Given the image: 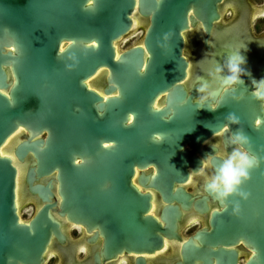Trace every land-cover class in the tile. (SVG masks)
Listing matches in <instances>:
<instances>
[{
  "label": "water",
  "instance_id": "1",
  "mask_svg": "<svg viewBox=\"0 0 264 264\" xmlns=\"http://www.w3.org/2000/svg\"><path fill=\"white\" fill-rule=\"evenodd\" d=\"M221 2L0 0V150L24 130L13 152L25 163L27 193L37 202L36 211L20 220L18 170L0 152V264H40L54 238L66 240L62 217L100 230L108 257L161 249L164 236L178 237L177 204L206 206L183 185L209 154L214 166L220 162L205 140L227 123L229 112L239 124L230 125L224 142L242 129L250 150L264 156V109L248 84L236 89L240 98L225 93L210 111L192 101V72L189 83H179L188 75V61H195L188 52V61L181 55L184 34L199 22L210 33ZM135 7L145 32L118 52L116 43L131 33ZM164 33L166 48L160 46ZM204 61L210 66L211 60ZM98 72L90 87L87 80ZM157 133L162 140L154 138ZM151 167V186L168 205L165 226L148 212L152 194L132 180L136 170ZM147 181L140 179L145 187ZM241 189L247 199L232 195L227 209L218 201L222 208L213 211L211 228L193 236L213 248L189 245V254L215 253L220 264H238L237 251L224 247L244 242L253 251L245 264H264V161Z\"/></svg>",
  "mask_w": 264,
  "mask_h": 264
},
{
  "label": "flooded vegetation",
  "instance_id": "2",
  "mask_svg": "<svg viewBox=\"0 0 264 264\" xmlns=\"http://www.w3.org/2000/svg\"><path fill=\"white\" fill-rule=\"evenodd\" d=\"M219 8L220 18L214 22L210 33H207L203 24L199 22L195 27L187 31L186 35L184 34L187 38V43H185L186 49L195 57V61L191 63L189 79L191 72L190 81L195 79L194 74L200 72V70L206 71L210 67L207 64L209 61L204 60H212L214 58L223 61L228 51L241 44H247V49H242L241 51L247 58L245 67L250 71L251 76H244L243 79L244 85L248 84V88L251 90V79L264 77V0H222ZM132 18L133 21L134 19L138 21L137 25L134 28L132 27L133 30L141 26L144 27V21L139 16L137 8L133 12ZM144 30L142 28L141 32L144 33ZM116 48H119V43ZM203 57L204 59L201 60ZM189 61L192 62V60ZM197 61H200V63H197ZM95 79L96 77H93L90 79V82H95ZM186 83H189V81ZM19 129L24 133L22 128ZM19 136L9 145L5 143L1 149V153L3 151L2 154L13 157L18 170V163L24 169L22 178L17 173L16 187L18 212L21 220L24 221L26 219L22 217V210L26 206H30L29 209L31 208L34 213L37 208V202L32 198L30 193H27L25 163L20 162L13 152L14 144ZM216 140L224 142L222 136L212 137L209 143H214ZM209 143H206V145H210ZM213 171L214 165L210 161L208 166L204 168L203 174L193 172L191 182H189L188 178L184 183L183 186L186 190L196 200H204L206 206L204 205L198 209L193 203L189 209H183L180 204L174 203L179 206L182 213L181 220L178 222L176 228L178 237L164 236V245L161 249L141 255L134 252H123L113 257H108L106 252H104V240L106 238L100 230L89 231L85 226L65 220L64 230L66 240L61 241L54 238L48 246L40 264H220L219 256L215 253H196L193 255L187 252L189 245L199 249L205 247L213 248L207 244L206 246L203 240L193 237L199 230L210 229L213 211L222 208L219 202L204 189L205 176L212 174ZM154 172V167L144 172L136 170L132 180L143 193L152 194V207L148 212L157 217L165 226L166 222L164 221L163 213H165L168 205L160 192L151 186ZM145 177L148 180V186L146 187L140 182V179ZM35 197L38 198V196ZM191 227H195V229L191 233L186 234L185 232ZM72 232H75L78 237L73 238L71 236ZM224 248L237 251L238 264H245L253 253L250 246H247L244 242H240L237 246L227 245ZM212 250L217 251V247H214Z\"/></svg>",
  "mask_w": 264,
  "mask_h": 264
},
{
  "label": "clouds",
  "instance_id": "3",
  "mask_svg": "<svg viewBox=\"0 0 264 264\" xmlns=\"http://www.w3.org/2000/svg\"><path fill=\"white\" fill-rule=\"evenodd\" d=\"M181 35L183 36V31ZM184 39L187 43V38ZM168 41L169 33H164L163 42L160 43V46L166 48ZM61 49H63V46ZM242 49L246 50L247 44H241L228 51L223 61L213 58L206 73L195 77L190 85V90L194 88L197 92V95L192 97L196 109L215 111L220 107L225 93L231 94L233 99L240 98L236 95V89L239 85L244 84V76H251L250 71L245 67L247 58L241 51ZM181 55L184 60L188 61L187 49H182ZM203 59L204 57L201 60ZM188 63L190 68L192 62L188 61ZM197 63H200V61H197ZM188 79L189 75H186L179 83L184 84ZM251 85V95L264 106V77L260 79L252 78ZM225 120L227 123L213 130V137H222L226 131H229L230 125L239 124V117L231 112L225 116ZM154 138L159 141L163 139V136L157 133L154 134ZM205 143H209V140H205ZM209 144L220 162L214 166L212 174L205 176L204 189L215 200L221 202L224 209H227L228 203L225 202L228 201L230 196L236 195L247 199L249 193L244 192L241 185L250 178V170L259 167L260 163L264 161V156L250 150V138L242 129L231 131L225 142L216 140L214 143ZM229 147H231V151L227 150ZM212 159L211 154L207 158H203L202 166L198 170L189 172V182H191L193 172L203 174L204 168L208 166ZM232 203L233 212H238L239 202Z\"/></svg>",
  "mask_w": 264,
  "mask_h": 264
},
{
  "label": "rangeland",
  "instance_id": "4",
  "mask_svg": "<svg viewBox=\"0 0 264 264\" xmlns=\"http://www.w3.org/2000/svg\"><path fill=\"white\" fill-rule=\"evenodd\" d=\"M142 28H145V27H143V26L138 27L137 29L133 30L132 33H130L126 37H124L119 42V48L120 49H125V48H128L129 46L135 44L136 42H138L143 36V33L141 32ZM187 52H188V54L191 53L190 51H187ZM29 207L30 206H26L22 210V217L24 219H28L31 216V214L33 213L32 209L31 208L29 209ZM194 229H195V227H191L185 233L186 234L191 233ZM71 236L73 238H77L78 237V235L75 232H72Z\"/></svg>",
  "mask_w": 264,
  "mask_h": 264
},
{
  "label": "bare ground",
  "instance_id": "5",
  "mask_svg": "<svg viewBox=\"0 0 264 264\" xmlns=\"http://www.w3.org/2000/svg\"><path fill=\"white\" fill-rule=\"evenodd\" d=\"M136 8H137V7H135V9H136ZM135 9L133 10V12L135 11ZM133 12H132V14H133ZM132 14H131V17H132ZM132 21H133V18H132ZM132 23H133L132 27L134 28V27L137 25L138 21L134 19V21H133ZM143 25H144V22H143ZM144 29H145V28H144ZM132 30H133V29H131V32H132ZM144 32H145V30H144ZM122 39H123V38H122ZM122 39H121V40H122ZM121 40H120V41H121ZM120 41H119V42H120ZM119 42L116 43V47H117V45H118ZM116 49H117V48H116ZM119 50H120V48L117 49L118 52H119ZM189 72H190V68L188 69V75H189ZM101 74H102V72H98V73L96 74L97 76H96V75L93 76V77H96L95 82H93V83L90 82V79H92L93 77L89 78V79L87 80V84H88L90 87H93L92 85H94V84L97 82V79L101 76ZM89 82H90V83H89ZM20 133H22V130H21V129L17 130L12 136H10V137L6 140L5 143H7V144L9 145L11 142H13V140H14L17 136H19ZM5 143H4V144H5ZM4 144H3V145H4ZM3 145H2V147H3ZM2 147H1V149H2ZM7 150H8V149H7ZM0 152H1V150H0ZM2 153H3V151H2ZM2 153H1V154H2ZM2 155H4V154H2ZM7 156H9V155H7ZM10 157H11V156H10ZM11 158H12V161H13V163H14V160H15V159H13V157H11ZM14 164H15V163H14ZM15 166H16V165H15ZM16 167H17V166H16ZM18 167H19V170L17 169V170H18V173H19L18 176H20V178H22V175H23L24 169H23V167H21V166L19 165V163H18ZM18 185H19V183H18ZM20 220H21V218H20ZM65 220H66V219L62 217V222H65Z\"/></svg>",
  "mask_w": 264,
  "mask_h": 264
},
{
  "label": "snow or ice",
  "instance_id": "6",
  "mask_svg": "<svg viewBox=\"0 0 264 264\" xmlns=\"http://www.w3.org/2000/svg\"><path fill=\"white\" fill-rule=\"evenodd\" d=\"M61 51H63V49H61ZM5 95H7V94L5 93ZM77 163H79V161H77Z\"/></svg>",
  "mask_w": 264,
  "mask_h": 264
}]
</instances>
